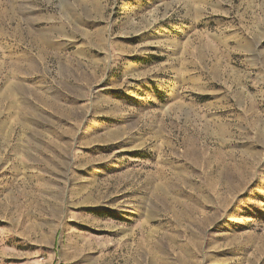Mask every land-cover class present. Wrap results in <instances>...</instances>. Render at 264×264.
Returning <instances> with one entry per match:
<instances>
[{"label":"rangeland","instance_id":"rangeland-1","mask_svg":"<svg viewBox=\"0 0 264 264\" xmlns=\"http://www.w3.org/2000/svg\"><path fill=\"white\" fill-rule=\"evenodd\" d=\"M0 264H264V0H0Z\"/></svg>","mask_w":264,"mask_h":264},{"label":"bare ground","instance_id":"bare-ground-1","mask_svg":"<svg viewBox=\"0 0 264 264\" xmlns=\"http://www.w3.org/2000/svg\"><path fill=\"white\" fill-rule=\"evenodd\" d=\"M29 61V60H28ZM36 68L35 64H33L32 62L30 63V65H28V70L34 69Z\"/></svg>","mask_w":264,"mask_h":264}]
</instances>
